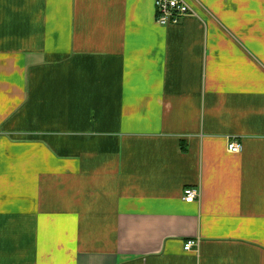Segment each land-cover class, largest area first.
<instances>
[{"label":"crops","instance_id":"obj_1","mask_svg":"<svg viewBox=\"0 0 264 264\" xmlns=\"http://www.w3.org/2000/svg\"><path fill=\"white\" fill-rule=\"evenodd\" d=\"M185 1L0 0V264H264V0Z\"/></svg>","mask_w":264,"mask_h":264},{"label":"built area","instance_id":"obj_2","mask_svg":"<svg viewBox=\"0 0 264 264\" xmlns=\"http://www.w3.org/2000/svg\"><path fill=\"white\" fill-rule=\"evenodd\" d=\"M156 24L160 27H171L180 25L187 17L196 15L195 11L185 0H155ZM230 153L239 154L243 151V145L237 141H232L228 145ZM201 198L199 189H186L183 200L186 203H195ZM200 242L197 240L185 243L184 249L189 252L194 248H199Z\"/></svg>","mask_w":264,"mask_h":264}]
</instances>
